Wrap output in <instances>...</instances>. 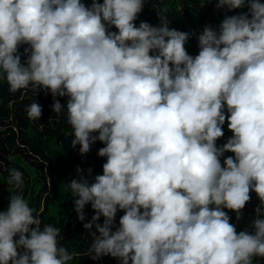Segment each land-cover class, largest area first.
I'll return each instance as SVG.
<instances>
[{
	"label": "clouds",
	"instance_id": "1",
	"mask_svg": "<svg viewBox=\"0 0 264 264\" xmlns=\"http://www.w3.org/2000/svg\"><path fill=\"white\" fill-rule=\"evenodd\" d=\"M144 2L0 0V78L10 91L50 92L52 112L66 114L70 144L81 154L103 143L102 174L77 166L78 178L66 183L79 220L87 203L95 210L83 223L95 225L93 259L259 264L253 258H264V3L216 0L218 9L247 11L225 15L216 28L204 25L192 55L185 48L191 34L170 28L164 13L156 25L136 23ZM20 45H27L23 62ZM57 96L68 99L62 104ZM24 109L29 119L41 116L36 99ZM226 118L231 135L218 145ZM5 181L20 189L23 172L8 168ZM250 189L259 203L237 231L224 209L239 219ZM118 209L124 211L113 230ZM60 234L12 191L0 210V264H67L77 253L59 243Z\"/></svg>",
	"mask_w": 264,
	"mask_h": 264
},
{
	"label": "trees",
	"instance_id": "2",
	"mask_svg": "<svg viewBox=\"0 0 264 264\" xmlns=\"http://www.w3.org/2000/svg\"><path fill=\"white\" fill-rule=\"evenodd\" d=\"M81 2L89 6L93 0ZM97 2L102 3L103 0ZM215 3L216 0H145L136 23L145 20L156 25L159 21L157 13H164L170 20V28L188 31L191 34L185 48L189 54L195 55L199 50L197 35L203 30L204 25L216 28L225 15L247 11L246 8L218 9ZM112 30H116L114 26ZM26 46L20 45L18 49L22 54V62L27 55L23 53ZM33 99L42 106L41 116L37 119H29L24 109V105ZM56 99L64 104L68 97L57 96ZM52 103L53 97L50 92L41 90L34 97L30 88L10 91L7 82L0 78V210L7 207L10 192L19 191L29 205L40 213L42 223H51L61 229L59 243L68 251L77 253L67 264H119V259L110 255H102L95 259L89 256L88 247L91 239L89 232L96 229L94 224L91 229H85L83 223L91 219L95 210L91 208L90 202L87 203L84 208L85 220H79L74 211L71 194L66 188L68 181L78 178L77 166L85 172L91 168L92 176L102 174V164L106 158L98 156L97 150L103 143L97 140L90 145L87 153L81 154L79 144L74 147L70 144L72 132L66 114L52 112L50 107ZM227 123L226 118L222 126L224 135L216 141L218 145L224 143L231 135ZM227 155L234 153L226 151L224 156ZM223 158L220 157L222 164ZM10 167H17L23 172L22 188L14 189L5 181L7 169ZM258 203L257 194L250 189V200L240 210L239 219L236 218L234 210L224 209L237 231L247 226L248 221L254 216V209ZM123 211L117 210L113 230L118 225L119 216ZM103 219L101 216L97 222L102 223ZM253 259L254 261L258 259L259 264H264V258Z\"/></svg>",
	"mask_w": 264,
	"mask_h": 264
},
{
	"label": "rangeland",
	"instance_id": "3",
	"mask_svg": "<svg viewBox=\"0 0 264 264\" xmlns=\"http://www.w3.org/2000/svg\"><path fill=\"white\" fill-rule=\"evenodd\" d=\"M262 3H264V0H261Z\"/></svg>",
	"mask_w": 264,
	"mask_h": 264
}]
</instances>
